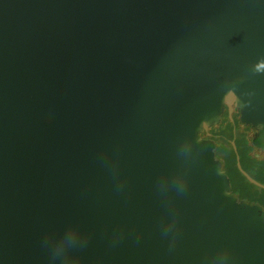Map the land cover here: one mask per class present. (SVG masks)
Masks as SVG:
<instances>
[{"label":"water","instance_id":"water-1","mask_svg":"<svg viewBox=\"0 0 264 264\" xmlns=\"http://www.w3.org/2000/svg\"><path fill=\"white\" fill-rule=\"evenodd\" d=\"M260 61L264 0H0V264H264L200 135L264 150Z\"/></svg>","mask_w":264,"mask_h":264},{"label":"flooded vegetation","instance_id":"flooded-vegetation-1","mask_svg":"<svg viewBox=\"0 0 264 264\" xmlns=\"http://www.w3.org/2000/svg\"><path fill=\"white\" fill-rule=\"evenodd\" d=\"M232 117H233V119H232ZM232 117H231V114L229 112V108L226 106L225 111L222 114V117H221V120L219 121V123L211 125L208 131L204 130L203 132L200 133V135L204 138H211V139L216 141V143H217V146L215 149L216 157L224 162V169L231 179L232 193L235 196H237L239 199H243V200L250 202V203H257L264 208V204L258 202L257 200H255V201L251 200V191H252L251 188H247V190L245 189V192H247L248 196H246V197L240 196V194L237 191L238 186H240V185L235 183V181L232 178V175H231L232 172H231L230 168L228 167L227 153L225 150H223L226 148V150L228 151L232 145L231 141L233 140L234 136L240 135L242 140H245L248 145L252 146V152H251L252 155L259 159V161H260L259 163L264 164V150L257 148L253 144V137L258 132V130L262 128V126L260 125L258 128H255L250 124H246V123L241 122L240 111L237 108L233 110ZM221 124L223 125L222 127H220ZM230 128H231V130H230ZM230 132H232V135H233L232 137H229ZM218 139H225L226 141L223 142L224 143L223 144V143H220L218 141ZM240 157H241V155H240ZM242 166H243V164H242ZM244 169L252 177H254L259 182L264 184V170L263 169H260L257 165H253V164H249ZM252 184H254V183H252ZM254 185L256 186V188H253V189H257L260 192V194L263 195L264 188H261L256 184H254Z\"/></svg>","mask_w":264,"mask_h":264},{"label":"trees","instance_id":"trees-1","mask_svg":"<svg viewBox=\"0 0 264 264\" xmlns=\"http://www.w3.org/2000/svg\"><path fill=\"white\" fill-rule=\"evenodd\" d=\"M231 130V128H230ZM232 132L229 133V137H232ZM242 144H243V153H244V157H245V162L247 164H243V167L246 168L249 164H253V165H257L260 169L264 170V164L259 163V159L254 157L252 155V146L248 145L247 142L245 140H242ZM224 144V143H223ZM226 151L227 153V162H228V167L231 170V175L233 180L235 181V183L239 184L240 186H238V193L240 194L241 197H246L248 196L247 192H245V189L247 190V188H251V200L255 201L257 200L258 202L264 204V191H263V195L260 194V192L257 189H253L256 188V186L254 184H252L251 182H249V180L241 173V171L239 170L238 166H237V154L233 148V146L231 145L230 149L227 151L226 148L223 149ZM242 158V156H241Z\"/></svg>","mask_w":264,"mask_h":264},{"label":"rangeland","instance_id":"rangeland-1","mask_svg":"<svg viewBox=\"0 0 264 264\" xmlns=\"http://www.w3.org/2000/svg\"><path fill=\"white\" fill-rule=\"evenodd\" d=\"M223 125L221 124V126L220 127H222ZM218 128V127H217ZM233 140H235V142H236V144H237V147H238V151H239V153H240V155L242 156V158H241V162H243L244 164H247L246 162H245V157H244V153H243V142H242V138H241V136L240 135H236V136H234V138H233ZM218 141L220 142V143H223V142H225L226 140L225 139H218ZM233 146V145H232Z\"/></svg>","mask_w":264,"mask_h":264},{"label":"clouds","instance_id":"clouds-1","mask_svg":"<svg viewBox=\"0 0 264 264\" xmlns=\"http://www.w3.org/2000/svg\"><path fill=\"white\" fill-rule=\"evenodd\" d=\"M256 67H257V70L264 69V61H260V62L256 65ZM230 95H232V94L230 93Z\"/></svg>","mask_w":264,"mask_h":264}]
</instances>
